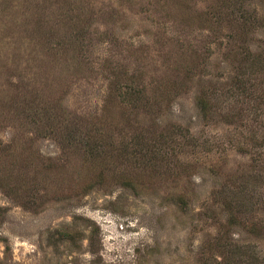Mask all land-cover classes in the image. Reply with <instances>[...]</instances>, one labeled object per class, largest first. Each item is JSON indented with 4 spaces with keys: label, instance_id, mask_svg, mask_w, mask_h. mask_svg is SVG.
<instances>
[{
    "label": "rangeland",
    "instance_id": "374dc122",
    "mask_svg": "<svg viewBox=\"0 0 264 264\" xmlns=\"http://www.w3.org/2000/svg\"><path fill=\"white\" fill-rule=\"evenodd\" d=\"M254 56L264 0H0V264H264Z\"/></svg>",
    "mask_w": 264,
    "mask_h": 264
},
{
    "label": "trees",
    "instance_id": "16d2710c",
    "mask_svg": "<svg viewBox=\"0 0 264 264\" xmlns=\"http://www.w3.org/2000/svg\"><path fill=\"white\" fill-rule=\"evenodd\" d=\"M79 42H81V41H79ZM78 47L82 51L83 48H81V47H84V42H81L80 45L78 44ZM260 57L261 56H254V57H251V58H237V61L241 65V71H240L238 77H240L241 75L244 76L246 74V72L245 73L243 72L244 68L248 69L250 66L254 67L256 65H259L260 63H262V68H264L263 58H260ZM85 64L86 63L82 62L81 60H78L76 67H77V69L78 68H82V67L85 66ZM198 65H199V63H198ZM257 69L259 71L260 70H264V69H260L259 67ZM205 95H206V93H203V92L199 95V97H198L199 98V100H198L199 102L198 103L201 106V108L206 111V108H207V106H206L207 97ZM57 113L58 112H51V114L49 115L50 118H51V119H49V122H53L56 119V114ZM76 127L77 126H69V127H67V132H66L64 140L67 142V146H69V147H70V145L72 147H75L76 143H74V139H75L74 136H77V135H75L74 132H76ZM77 131H78V129H77ZM86 143L85 144L83 143V147L79 148L83 152H101V151H99V149H97L95 147V145L91 144L88 141H86ZM96 146H97V144H96ZM261 147H263V146H260V149L258 150V152H264V148H261ZM242 192H243L242 190H237V191L235 190V192L231 195L232 199L226 200V202L224 204V207H225L226 211L229 213V216H230L229 224H231V225L239 224L244 229L250 228L249 231H252L251 227H252V225L254 223L250 222L249 219L246 217V211L247 210L246 211L244 210V207H245L246 204H245V201H243L241 199L242 198L241 197ZM230 243L231 242H229L227 244L230 245ZM223 245L225 246V244H223ZM242 252L243 251H239L238 254H241ZM222 259H226V254H223Z\"/></svg>",
    "mask_w": 264,
    "mask_h": 264
}]
</instances>
